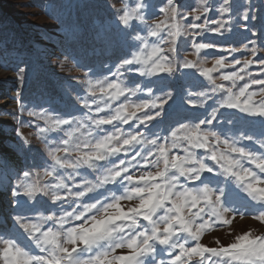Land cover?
I'll return each mask as SVG.
<instances>
[{
	"label": "snow or ice",
	"instance_id": "1",
	"mask_svg": "<svg viewBox=\"0 0 264 264\" xmlns=\"http://www.w3.org/2000/svg\"><path fill=\"white\" fill-rule=\"evenodd\" d=\"M104 2L110 54L57 58L79 70L64 107L16 101L34 155L3 189L0 264H264V17L251 0Z\"/></svg>",
	"mask_w": 264,
	"mask_h": 264
},
{
	"label": "rangeland",
	"instance_id": "2",
	"mask_svg": "<svg viewBox=\"0 0 264 264\" xmlns=\"http://www.w3.org/2000/svg\"><path fill=\"white\" fill-rule=\"evenodd\" d=\"M251 2L264 17L262 0ZM243 5L244 0H235L237 11ZM109 16L104 0H0V188L14 183L16 173L34 155L25 150L16 134L20 128L17 99L38 106L53 98L56 107L63 108L68 102L63 86L79 70L71 59L58 66L57 58L68 54L98 66L110 54V41L116 37ZM18 67L26 69L23 87L17 79ZM22 119L29 117L25 113ZM23 131L28 134L31 129ZM33 145L38 147V141L33 139ZM8 158L16 159L18 166L13 169ZM250 227L256 228L250 219L235 224L236 231ZM216 235L222 237L223 233ZM211 239L208 236L205 242Z\"/></svg>",
	"mask_w": 264,
	"mask_h": 264
},
{
	"label": "bare ground",
	"instance_id": "3",
	"mask_svg": "<svg viewBox=\"0 0 264 264\" xmlns=\"http://www.w3.org/2000/svg\"><path fill=\"white\" fill-rule=\"evenodd\" d=\"M5 152H6V154H10V152L8 150H6ZM8 159H9V161L11 160L10 164L13 167V169L15 168V166H18L16 159H13V158H8ZM5 187L6 186H1V188H0V197L2 198V199H0V213L6 212L8 210L9 197L3 191V189Z\"/></svg>",
	"mask_w": 264,
	"mask_h": 264
},
{
	"label": "trees",
	"instance_id": "4",
	"mask_svg": "<svg viewBox=\"0 0 264 264\" xmlns=\"http://www.w3.org/2000/svg\"><path fill=\"white\" fill-rule=\"evenodd\" d=\"M24 120H26V119H24Z\"/></svg>",
	"mask_w": 264,
	"mask_h": 264
}]
</instances>
